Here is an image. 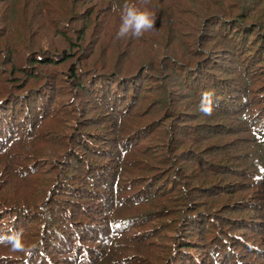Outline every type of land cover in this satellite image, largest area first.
Instances as JSON below:
<instances>
[{"label": "trees", "instance_id": "16d2710c", "mask_svg": "<svg viewBox=\"0 0 264 264\" xmlns=\"http://www.w3.org/2000/svg\"><path fill=\"white\" fill-rule=\"evenodd\" d=\"M124 3L0 0V264H264V0Z\"/></svg>", "mask_w": 264, "mask_h": 264}, {"label": "clouds", "instance_id": "9594fccd", "mask_svg": "<svg viewBox=\"0 0 264 264\" xmlns=\"http://www.w3.org/2000/svg\"><path fill=\"white\" fill-rule=\"evenodd\" d=\"M148 0H138L137 3H130L125 0L122 5L120 14V25L116 33L117 39H123L131 36L139 39L146 32L154 30L155 14L147 7ZM213 96L211 92H205L202 96L199 110L203 115H211L213 107ZM23 230L13 231L10 236L5 237L13 247V250L23 251L24 247L21 243Z\"/></svg>", "mask_w": 264, "mask_h": 264}]
</instances>
